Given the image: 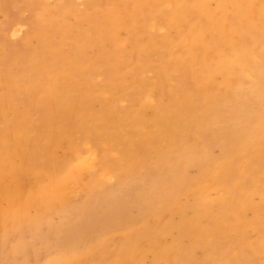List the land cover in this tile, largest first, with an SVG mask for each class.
<instances>
[{
    "label": "bare ground",
    "instance_id": "obj_1",
    "mask_svg": "<svg viewBox=\"0 0 264 264\" xmlns=\"http://www.w3.org/2000/svg\"><path fill=\"white\" fill-rule=\"evenodd\" d=\"M155 12L168 27L162 34H156ZM108 16L103 19L100 13L75 31L77 44L87 42L75 50L70 63L65 55L37 50L32 52L29 73L5 76L0 70V234L10 221L24 227V222L44 221L41 210L46 202L57 201L62 208L64 194L67 197L66 192L72 191L68 188L80 187L83 176L96 169L102 158L92 142H102L103 149L98 145L104 157L97 174L91 175L89 188L114 177V170L132 176L144 168L141 147L146 148V157L169 169L175 161L190 166L208 135L219 133L217 125L224 127L222 111L232 108L230 133L236 140L232 143L234 147L253 146L254 156L244 150L243 167L238 164L237 150L214 163L205 158V180L191 184L181 172L184 185H190L186 192L194 198L193 217L183 215L180 223L190 244L185 246L180 240L155 243L156 264L193 263L197 249H204L205 259L198 264H264V198L252 204L254 193L262 191L254 186L256 178L246 176L250 159L264 158V112H257L262 119L259 126L252 127L248 116L254 112L251 95L264 97V80L260 81L264 76L257 83L245 81L256 76L257 62L264 63V0H151L132 11H110ZM122 31L126 38L121 37ZM37 37L46 46L55 45L53 38L60 40L58 29L48 26ZM98 69L105 79L102 83L96 80ZM149 72L154 78L146 76ZM218 76L222 83L217 82ZM169 89L173 98L167 101ZM22 94L40 107L39 124L31 120L30 109L19 104ZM123 97L131 101V107H120ZM64 112L75 113L82 122L84 144L65 132L66 126L58 120ZM113 114L120 118L113 119ZM114 125L120 129L117 137L108 133ZM123 140L126 149L120 147ZM62 146L67 147L69 157L58 156ZM116 155L117 161H112ZM172 173L176 175L175 170ZM156 180L148 186L149 196L165 210L180 207L183 187L167 179ZM163 185L167 187L158 193ZM73 195L78 194L67 199ZM248 206L255 209L254 221L245 219ZM253 228L259 234L251 243L253 256L244 248L233 252V246L245 241ZM127 237V243L112 255V264H142L140 254L133 256L139 237L135 229ZM104 256V248L95 246L79 255L62 251L43 264H104ZM258 256L261 259L256 262L253 257Z\"/></svg>",
    "mask_w": 264,
    "mask_h": 264
},
{
    "label": "rangeland",
    "instance_id": "obj_2",
    "mask_svg": "<svg viewBox=\"0 0 264 264\" xmlns=\"http://www.w3.org/2000/svg\"><path fill=\"white\" fill-rule=\"evenodd\" d=\"M93 2H96V4H92ZM150 2L151 0H0V70L5 76L29 73L32 65V52L37 50L47 55H65L66 62L70 63L76 56L75 50L84 46L87 42L86 40L81 41L79 44L75 42V31L79 27L91 23L98 18L100 13L103 14V19L107 20L110 11L116 9L123 12L128 11V9L132 11L138 8L140 4H149ZM48 15H54V17L46 21L45 17ZM152 17H156L158 20L159 27L156 29V34L164 33L168 28L166 21L161 20L157 12ZM50 22L53 23V26L49 24ZM43 26L58 29L60 40L57 38L52 39V43L55 45L46 46L37 37ZM18 29H21V31L17 32ZM172 33L175 35L174 31ZM120 34L122 38L127 37L125 31ZM37 64L39 65L38 62ZM254 70L256 72L254 78L245 77L247 84L257 83L259 82L258 77L264 76V63L257 62ZM100 72L101 70L98 69L96 80L102 83L105 79L99 74ZM146 76L154 78L155 74L149 72ZM216 79L218 83L223 82L221 76ZM262 80L264 79H260V81ZM189 83L193 84L192 81ZM170 91V89L165 91L167 101L170 100L171 96L173 98V93L169 95ZM24 95H20L19 104L30 109L32 112L31 120L39 124L37 121H40V117H42L40 107L36 106L35 100L29 101L28 96ZM250 99L254 101L252 104L254 112L253 114L248 113V116L252 118V127L259 126L262 119L257 115V112L259 109L264 112V97L259 98L256 94H252ZM257 104L258 107L254 109ZM119 105L121 108L132 106L127 97H123ZM232 111V108L222 111L224 116L222 124H224V127L217 125L218 130H220L219 133L208 135L204 145L194 157L192 165L187 166L185 162L175 161L169 169L164 164L155 163L146 157L147 150L145 147H141L139 150L140 156L146 159L144 168L137 169L136 174L132 176L122 175L114 170V177L104 180V183L100 187L97 185L96 188H89L90 178L91 175L97 174L104 155L99 149V145L103 149L102 142L99 140L92 142L93 149L98 151L99 157L102 155V158H99L96 169L88 172L87 176H83L82 186L77 185V187H74L77 189L74 190L72 185L75 184L69 183L72 184V189L68 188V190L72 191L65 190L68 194L67 197L64 194V200L68 203L62 201L63 206L61 208V204L59 205L57 201L46 202L44 210H41L45 217L44 221L43 219L40 221L34 219L31 224L30 222H24L23 224L26 223L25 227L22 224L17 225L16 222H7L5 232L0 234V264H43L51 256H55L62 251H71L75 255H79L86 252V249L95 246L99 249L104 248V254H106L104 264H112L114 262L112 255L116 252V248L127 243V232L131 229H135L137 237L139 236L135 241L138 250L133 251V256L136 257L140 254L142 264H156V253L153 248L155 243L170 244L180 240L183 245L188 246L190 238L183 235L180 223L183 215L187 218L193 217L194 198L191 193L186 192L190 185H184L180 177L181 172L186 174L191 184L193 180H205L202 177L205 158H207V162L214 163L237 150L236 155H240L238 164L243 167L244 150L251 151V156H254L253 146L234 147L232 143L236 141L233 133H230L233 122L231 119ZM150 114L151 111H149ZM55 115L57 116V114ZM113 115V119L118 120L120 118V115ZM58 120L62 122L63 126H66L65 132L71 134L74 139L80 142L85 140L86 135L81 126L82 122L76 117L75 113H61ZM116 127L114 125L108 130L109 136L117 137L120 134V129ZM225 135L227 136L223 138ZM82 144H84V141ZM126 146L127 144L123 140V145L120 147L126 149ZM66 148V146H62L58 150V156L61 159L69 157ZM118 156H112L114 157L112 161H117ZM250 161L246 176L258 180V183H255L254 186L260 188L262 192L254 193L251 200L253 205H258L264 198V158L254 161L250 159ZM174 170L176 175L172 173ZM156 179H167L173 181L177 188L183 187L179 192L180 207L175 206L172 211L165 210L162 204L149 196L148 186L154 180L157 181ZM164 186L158 188V193ZM79 190H81V193ZM75 191L78 195H73V198L70 196V199H67L70 194L76 193ZM82 193L83 197L80 195ZM213 198H215V194H213ZM215 204L218 208L220 207V204ZM56 207L59 208L55 210ZM74 208H77V211H74ZM52 209L55 211H52ZM31 214H34V210L31 211ZM244 216L246 220L254 221L255 209L248 206L244 210ZM262 223L264 224V222ZM172 225L170 232H166ZM175 225L176 227H174ZM22 227L24 229H21ZM258 235L256 228L249 229L246 240L234 245L233 252L244 248L250 256H253L254 248L251 243L259 239H257ZM100 245H103V247H100ZM253 258L256 262L261 259L260 256ZM204 261V249H197L194 254V262L190 261V264H198Z\"/></svg>",
    "mask_w": 264,
    "mask_h": 264
}]
</instances>
